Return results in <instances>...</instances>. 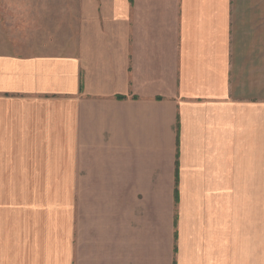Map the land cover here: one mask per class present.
<instances>
[{"label":"crops","instance_id":"crops-1","mask_svg":"<svg viewBox=\"0 0 264 264\" xmlns=\"http://www.w3.org/2000/svg\"><path fill=\"white\" fill-rule=\"evenodd\" d=\"M31 1L0 0V188L41 190L1 197L0 264H264V0H72L70 53Z\"/></svg>","mask_w":264,"mask_h":264},{"label":"rangeland","instance_id":"rangeland-1","mask_svg":"<svg viewBox=\"0 0 264 264\" xmlns=\"http://www.w3.org/2000/svg\"><path fill=\"white\" fill-rule=\"evenodd\" d=\"M42 8L36 9L34 12L35 20L45 18L46 23H48L46 39L49 41L50 38L56 40L59 38V43L57 44H43L41 48L44 51L55 52V51H66L71 52V33H72V0H41ZM39 4L40 0H32L31 5ZM39 10L43 12H39ZM62 12V14H61ZM40 15V17H38ZM59 15V16H57ZM48 17V18H47ZM39 46V45H35ZM31 47V50H34V45L28 46ZM20 52H24V47L17 48ZM41 189H27V188H0V200L1 197L6 196H23V195H33L35 192L40 191Z\"/></svg>","mask_w":264,"mask_h":264}]
</instances>
